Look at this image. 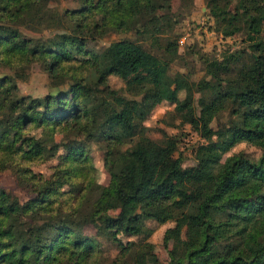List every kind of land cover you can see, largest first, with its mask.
<instances>
[{"label": "trees", "instance_id": "1", "mask_svg": "<svg viewBox=\"0 0 264 264\" xmlns=\"http://www.w3.org/2000/svg\"><path fill=\"white\" fill-rule=\"evenodd\" d=\"M47 1L0 0V63L13 69L0 75V170L13 167L23 182L36 178L22 202L0 187V264H96L98 243L83 234V223L114 243L113 261L132 255V264H155L151 242L122 241L148 234L146 219L173 221L162 234L164 245L173 238L166 264H264V0H206L216 31L244 32L250 59L229 53L207 61L210 79L196 87L209 96L198 97L197 112L191 84L179 73L167 75L168 60L136 38L114 39L99 50L87 45L105 29L133 31L141 40L162 33L154 10L169 0H76L62 11ZM18 25L61 31L31 39ZM164 49L174 53L176 45L167 42ZM32 62L54 92H17L16 80ZM110 74L138 97L110 87ZM162 100L174 103L206 140L194 148L192 165L183 167L181 155H174L176 135L156 141L146 134L143 120ZM222 108H229L230 119L212 131L211 118ZM57 133L66 136L63 142ZM91 141H104L106 184L94 178ZM240 141L260 149L257 159L242 152L221 159ZM54 156L43 180L26 166ZM64 184L74 202L59 206L55 197L68 191ZM183 226L188 239L180 236Z\"/></svg>", "mask_w": 264, "mask_h": 264}, {"label": "rangeland", "instance_id": "2", "mask_svg": "<svg viewBox=\"0 0 264 264\" xmlns=\"http://www.w3.org/2000/svg\"><path fill=\"white\" fill-rule=\"evenodd\" d=\"M47 3L57 8L58 11H62L65 8H73L77 5L76 0H48ZM154 13L161 21L159 26L163 30L162 33L154 34L155 36L152 38L141 40L138 36H135L133 31L118 32L112 29H105L100 37L93 40L88 39L87 45L99 50L114 39L136 38L147 50L162 59L168 60L167 75L172 77L174 74L179 73L191 84L192 105L196 110L195 112H197L199 108L198 97L201 95L209 96L207 89L201 91L196 87L198 86L197 83L203 81L201 79H210L209 75L205 73L207 61L212 58L221 59L229 53L239 54V61H248L250 59L249 41L243 31H238L228 36H224L216 31L213 20L206 8V0H169L168 6L158 7L154 10ZM18 28L23 37L31 39L44 38L61 31L60 29H44L39 26L32 28L18 25ZM261 34L264 38V32ZM167 42L175 43L176 50L174 53L167 52L164 49ZM231 68L233 71L235 70V63L231 64ZM12 70V68L0 63V75H13ZM16 82L19 94H28L32 97H41L47 92H54L56 90L49 85V76L38 63L32 62L28 66L26 77L22 79L18 78ZM107 82L110 87L118 89L126 97H138V95H132L127 92L124 81L116 75L110 74L107 76ZM64 87H66V83L64 85L61 84L58 88L62 89ZM184 95V89L177 91L179 98H183ZM229 119V108H222L211 118L209 125L212 131H215L220 127V123L227 122ZM143 123L146 127V134L153 140L160 141L165 135H176L178 137L174 155H181V165L183 167L194 164V148L197 144L206 141L188 122L182 120V114L174 108V103L167 100H162L154 105L144 118ZM69 133L66 135L70 138H78L71 131ZM65 137L62 133L55 135V139L58 142H63ZM81 137L83 139L84 134ZM212 137H214V134ZM103 142L91 141L88 145L91 155V165L94 169V178L100 184H106L109 179V175L103 166ZM130 142L125 143V145ZM57 152L62 155L64 149L60 146ZM236 152H242L251 159H257L260 149L253 143L240 141L223 153L221 159ZM56 162L57 159L54 156L46 160L34 159L26 161V166L36 173L35 176L40 175V179L43 180L48 178L52 173L53 165ZM12 168L8 167L0 170V187L13 193L22 202L32 195L30 193V183H34L33 181L36 178L32 179L31 182H23ZM70 188L72 189V187ZM63 189L68 190L69 186L64 184ZM73 191H75V188H73ZM55 200L54 204L58 203L59 206H66L73 204L74 197L72 192L68 190L55 197ZM115 211V209H110L108 213L114 215ZM172 224V220L157 223L156 221L146 219L145 225L149 229L148 234L140 233L131 237L123 236L122 241L130 238L137 243L143 241L151 242L152 251L156 259L155 264H166L168 261L167 249L171 246L173 238L170 237L167 244L164 245L162 234L163 230ZM81 231L83 234L97 240L98 245H96L97 251L95 254H99V259L96 261V264H116L117 262L118 264H132V255H124L120 260L118 257L116 261H113L112 259L117 251L114 243L105 235L101 236L97 234L95 227L90 223H83ZM180 236L183 239H188L189 234L186 226L181 228ZM136 248L137 246L134 247V249Z\"/></svg>", "mask_w": 264, "mask_h": 264}]
</instances>
